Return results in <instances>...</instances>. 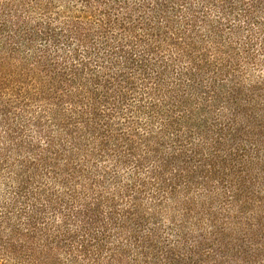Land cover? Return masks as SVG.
<instances>
[{"label":"trees","instance_id":"trees-1","mask_svg":"<svg viewBox=\"0 0 264 264\" xmlns=\"http://www.w3.org/2000/svg\"><path fill=\"white\" fill-rule=\"evenodd\" d=\"M0 264H264V0H0Z\"/></svg>","mask_w":264,"mask_h":264}]
</instances>
